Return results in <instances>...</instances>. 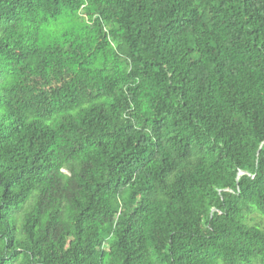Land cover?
I'll return each mask as SVG.
<instances>
[{"label": "trees", "instance_id": "trees-1", "mask_svg": "<svg viewBox=\"0 0 264 264\" xmlns=\"http://www.w3.org/2000/svg\"><path fill=\"white\" fill-rule=\"evenodd\" d=\"M264 0H0V264H264Z\"/></svg>", "mask_w": 264, "mask_h": 264}, {"label": "rangeland", "instance_id": "rangeland-1", "mask_svg": "<svg viewBox=\"0 0 264 264\" xmlns=\"http://www.w3.org/2000/svg\"><path fill=\"white\" fill-rule=\"evenodd\" d=\"M248 220L251 221V223H253V225H260L264 228V216H261L259 214H257L256 212L251 213L250 215H248Z\"/></svg>", "mask_w": 264, "mask_h": 264}]
</instances>
